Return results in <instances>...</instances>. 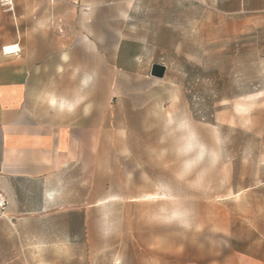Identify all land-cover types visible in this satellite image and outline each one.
<instances>
[{"label":"rangeland","instance_id":"rangeland-1","mask_svg":"<svg viewBox=\"0 0 264 264\" xmlns=\"http://www.w3.org/2000/svg\"><path fill=\"white\" fill-rule=\"evenodd\" d=\"M13 2L0 55L93 78L77 162L12 181L30 264H264V0Z\"/></svg>","mask_w":264,"mask_h":264},{"label":"crops","instance_id":"crops-1","mask_svg":"<svg viewBox=\"0 0 264 264\" xmlns=\"http://www.w3.org/2000/svg\"><path fill=\"white\" fill-rule=\"evenodd\" d=\"M57 75L54 66L24 51L18 58L0 55V191L6 192L0 193L6 201L0 207V264H30L22 218L11 211L12 181L45 178L80 158L77 131L69 119L57 124L46 102L58 90Z\"/></svg>","mask_w":264,"mask_h":264},{"label":"clouds","instance_id":"clouds-1","mask_svg":"<svg viewBox=\"0 0 264 264\" xmlns=\"http://www.w3.org/2000/svg\"><path fill=\"white\" fill-rule=\"evenodd\" d=\"M92 82V76L85 74L80 78L79 84L73 90L70 97L52 94L47 97L46 102L49 107L58 112L73 113L82 108L84 113L87 114L91 108L90 96ZM53 99L56 100L55 106L51 103Z\"/></svg>","mask_w":264,"mask_h":264},{"label":"built area","instance_id":"built-area-1","mask_svg":"<svg viewBox=\"0 0 264 264\" xmlns=\"http://www.w3.org/2000/svg\"><path fill=\"white\" fill-rule=\"evenodd\" d=\"M0 8L4 13L14 15V2H13V0H0ZM19 53H20V49L17 48V50H13V52L10 54H5V52H3L2 55L19 57ZM5 204H6V201L2 197V195L0 194V207H3Z\"/></svg>","mask_w":264,"mask_h":264},{"label":"water","instance_id":"water-1","mask_svg":"<svg viewBox=\"0 0 264 264\" xmlns=\"http://www.w3.org/2000/svg\"><path fill=\"white\" fill-rule=\"evenodd\" d=\"M151 74L156 77H163L164 74V67L158 66V65H153L151 69Z\"/></svg>","mask_w":264,"mask_h":264},{"label":"bare ground","instance_id":"bare-ground-1","mask_svg":"<svg viewBox=\"0 0 264 264\" xmlns=\"http://www.w3.org/2000/svg\"><path fill=\"white\" fill-rule=\"evenodd\" d=\"M13 50H17V45H9L5 46L2 50V53L5 52V54H10L13 52Z\"/></svg>","mask_w":264,"mask_h":264},{"label":"snow or ice","instance_id":"snow-or-ice-1","mask_svg":"<svg viewBox=\"0 0 264 264\" xmlns=\"http://www.w3.org/2000/svg\"><path fill=\"white\" fill-rule=\"evenodd\" d=\"M51 103L53 104V106H55V104H56V100L53 99V100L51 101Z\"/></svg>","mask_w":264,"mask_h":264}]
</instances>
